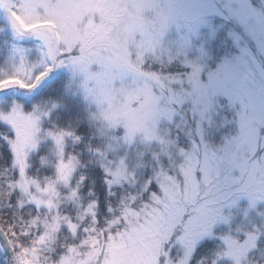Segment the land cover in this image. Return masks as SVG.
I'll use <instances>...</instances> for the list:
<instances>
[{
    "label": "snow or ice",
    "instance_id": "obj_1",
    "mask_svg": "<svg viewBox=\"0 0 264 264\" xmlns=\"http://www.w3.org/2000/svg\"><path fill=\"white\" fill-rule=\"evenodd\" d=\"M0 264H264V0H0Z\"/></svg>",
    "mask_w": 264,
    "mask_h": 264
}]
</instances>
